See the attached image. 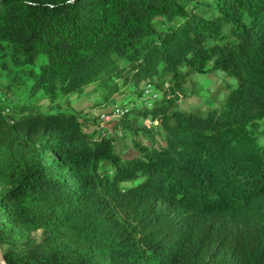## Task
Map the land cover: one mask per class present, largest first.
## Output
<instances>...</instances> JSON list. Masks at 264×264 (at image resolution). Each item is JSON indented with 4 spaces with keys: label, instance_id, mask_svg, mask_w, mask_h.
I'll return each instance as SVG.
<instances>
[{
    "label": "trees",
    "instance_id": "obj_1",
    "mask_svg": "<svg viewBox=\"0 0 264 264\" xmlns=\"http://www.w3.org/2000/svg\"><path fill=\"white\" fill-rule=\"evenodd\" d=\"M200 72L225 94L185 108ZM89 87L164 142L86 132ZM0 91L7 264H264V0H0Z\"/></svg>",
    "mask_w": 264,
    "mask_h": 264
},
{
    "label": "rangeland",
    "instance_id": "obj_2",
    "mask_svg": "<svg viewBox=\"0 0 264 264\" xmlns=\"http://www.w3.org/2000/svg\"><path fill=\"white\" fill-rule=\"evenodd\" d=\"M224 75L220 72L209 73L200 72L193 76V82L188 83V96L182 98V105L185 108L192 106H215L216 100L221 99L225 94ZM157 92L149 85L146 86V95L155 96ZM123 95L116 96V102H110L99 108L96 103L101 99L98 91L88 88L80 97L72 96L75 109L82 114L84 130L95 136H108L113 139V143L117 152L124 157L138 156L139 151L134 142L140 141L142 145H151L152 142L160 144L164 142L165 134L158 125V121L151 120L149 117H140L139 125L143 128L135 127L134 129H126L121 123L122 109L119 102L122 101ZM4 95L0 91V99ZM0 102V106H3ZM109 111L107 118L102 117V113ZM140 126V127H141ZM255 212L259 220L264 218V199H260L255 204ZM41 231L24 232L21 235L24 238L40 239Z\"/></svg>",
    "mask_w": 264,
    "mask_h": 264
},
{
    "label": "built area",
    "instance_id": "obj_3",
    "mask_svg": "<svg viewBox=\"0 0 264 264\" xmlns=\"http://www.w3.org/2000/svg\"><path fill=\"white\" fill-rule=\"evenodd\" d=\"M108 114H109V111L104 110V118H107L109 116Z\"/></svg>",
    "mask_w": 264,
    "mask_h": 264
},
{
    "label": "water",
    "instance_id": "obj_4",
    "mask_svg": "<svg viewBox=\"0 0 264 264\" xmlns=\"http://www.w3.org/2000/svg\"><path fill=\"white\" fill-rule=\"evenodd\" d=\"M0 261H1L2 264H7V263L4 261L3 257H1V256H0Z\"/></svg>",
    "mask_w": 264,
    "mask_h": 264
},
{
    "label": "bare ground",
    "instance_id": "obj_5",
    "mask_svg": "<svg viewBox=\"0 0 264 264\" xmlns=\"http://www.w3.org/2000/svg\"><path fill=\"white\" fill-rule=\"evenodd\" d=\"M102 117L104 118V112L102 113Z\"/></svg>",
    "mask_w": 264,
    "mask_h": 264
}]
</instances>
